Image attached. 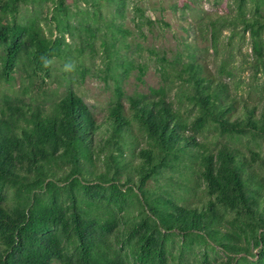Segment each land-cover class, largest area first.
Masks as SVG:
<instances>
[{
    "label": "trees",
    "instance_id": "trees-1",
    "mask_svg": "<svg viewBox=\"0 0 264 264\" xmlns=\"http://www.w3.org/2000/svg\"><path fill=\"white\" fill-rule=\"evenodd\" d=\"M30 2L37 13L23 20ZM78 2L97 20L104 6L123 19L129 4L0 0V79L49 73L65 58L66 39L81 31L70 20ZM44 21H54V39ZM211 28L216 52L223 28L230 46L249 32L252 58L243 63L264 75V0H236V12ZM198 47L174 58L166 85L126 102L121 94L103 116L72 88L49 104L1 96L0 264H193L196 243L225 255L197 264H264V94L239 95L223 79L235 70L221 62L214 73Z\"/></svg>",
    "mask_w": 264,
    "mask_h": 264
},
{
    "label": "rangeland",
    "instance_id": "rangeland-1",
    "mask_svg": "<svg viewBox=\"0 0 264 264\" xmlns=\"http://www.w3.org/2000/svg\"><path fill=\"white\" fill-rule=\"evenodd\" d=\"M128 3L125 18L112 17L104 6L102 20L94 16L93 7L82 2L70 5V20L81 31L75 39H66L71 44L67 56L55 58L49 73L39 72L31 78L19 70L11 82L0 79V98L5 93H18L26 99L32 97L49 104L72 88L98 116H103L109 103L121 94L126 102L127 94L147 93L152 87L166 85L168 80L164 81L163 74L169 70L170 63L177 55L185 59L187 45L193 44L202 50L214 73L221 62L235 70V76L224 74L223 79L239 95L250 99V94L253 97H258L259 92L264 94V75L254 77L251 68L243 63L244 58H252L249 32L243 39L236 36L230 46L231 29L223 28L219 35L221 50L216 52L212 46L211 22L219 15L236 12V0H128ZM38 6L32 2L24 4L22 19L36 14ZM137 6L143 12H137ZM43 14H47V2L43 5ZM42 26L47 36L54 39L58 35L54 21H44ZM117 26H122L127 34H117ZM95 34L93 48L90 39ZM105 49H109L112 59L106 58ZM108 70L111 71L108 73ZM177 243L178 248L182 246V238L177 237ZM178 248L174 249L177 256ZM195 248L193 264L201 262L206 254L217 261L225 258L213 245L196 243ZM179 263L178 260L171 262Z\"/></svg>",
    "mask_w": 264,
    "mask_h": 264
}]
</instances>
